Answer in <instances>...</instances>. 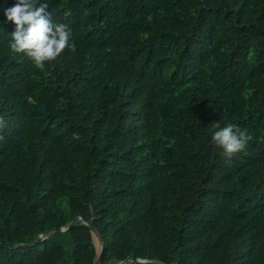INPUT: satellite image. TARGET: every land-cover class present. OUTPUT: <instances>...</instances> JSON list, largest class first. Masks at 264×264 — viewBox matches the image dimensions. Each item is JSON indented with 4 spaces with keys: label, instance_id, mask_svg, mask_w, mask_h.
I'll use <instances>...</instances> for the list:
<instances>
[{
    "label": "trees",
    "instance_id": "16d2710c",
    "mask_svg": "<svg viewBox=\"0 0 264 264\" xmlns=\"http://www.w3.org/2000/svg\"><path fill=\"white\" fill-rule=\"evenodd\" d=\"M0 0V264H264V0H42L43 71ZM246 130L226 158L216 124ZM56 232H53V231ZM128 264H138L129 262Z\"/></svg>",
    "mask_w": 264,
    "mask_h": 264
},
{
    "label": "clouds",
    "instance_id": "9594fccd",
    "mask_svg": "<svg viewBox=\"0 0 264 264\" xmlns=\"http://www.w3.org/2000/svg\"><path fill=\"white\" fill-rule=\"evenodd\" d=\"M48 4L42 0H16L12 7L4 9L8 22L15 25L10 34L9 47L15 54L26 56L40 71L47 64L55 62L65 50L71 48L72 31L67 24L58 23L48 11ZM212 137L216 146L223 150L226 158L245 150L248 140L246 130L229 123L220 127ZM6 121L0 116V129ZM0 139H3L0 136Z\"/></svg>",
    "mask_w": 264,
    "mask_h": 264
},
{
    "label": "water",
    "instance_id": "95a60500",
    "mask_svg": "<svg viewBox=\"0 0 264 264\" xmlns=\"http://www.w3.org/2000/svg\"><path fill=\"white\" fill-rule=\"evenodd\" d=\"M85 224L87 225L90 229H92L94 231V233L96 234L99 242H100V252L98 255V258L95 262V264H101L102 259H103V252H104V248H105V242L104 239L101 235V233L95 228V226L93 225L92 222L86 221L85 219H83L82 217H77L70 225H68L67 227L61 228L57 231L59 232H68L70 231L72 228H74L75 226H77L78 224ZM53 232H56L55 230ZM46 239L45 235H41L39 237V239L34 242V243H30V244H24V245H12V244H0V248H8V249H17V248H22V249H26V248H30L33 247L37 244H40L43 240ZM129 262H133V263H138V264H157L155 262L152 261H145V260H141V259H136L134 256H130L126 261H123L119 264H128Z\"/></svg>",
    "mask_w": 264,
    "mask_h": 264
}]
</instances>
